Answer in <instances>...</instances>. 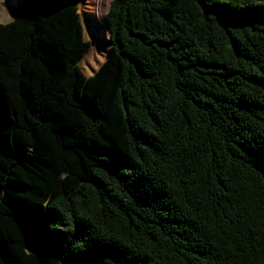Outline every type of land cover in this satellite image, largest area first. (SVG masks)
Segmentation results:
<instances>
[{
    "label": "trees",
    "instance_id": "16d2710c",
    "mask_svg": "<svg viewBox=\"0 0 264 264\" xmlns=\"http://www.w3.org/2000/svg\"><path fill=\"white\" fill-rule=\"evenodd\" d=\"M83 3L0 22V264H264V0Z\"/></svg>",
    "mask_w": 264,
    "mask_h": 264
},
{
    "label": "rangeland",
    "instance_id": "374dc122",
    "mask_svg": "<svg viewBox=\"0 0 264 264\" xmlns=\"http://www.w3.org/2000/svg\"><path fill=\"white\" fill-rule=\"evenodd\" d=\"M110 0H86L82 6L88 7L97 14L100 20H103L105 12L108 8ZM19 0H0V22L6 23L15 17V7ZM105 35V31L102 32ZM86 38H90L91 46L88 52L81 59L80 67L87 74L88 68L96 67L104 58V50L98 45V42L93 40L90 35L86 34Z\"/></svg>",
    "mask_w": 264,
    "mask_h": 264
}]
</instances>
